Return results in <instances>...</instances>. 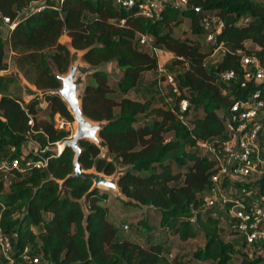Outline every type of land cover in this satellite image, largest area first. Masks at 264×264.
I'll return each instance as SVG.
<instances>
[{
	"label": "trees",
	"instance_id": "trees-1",
	"mask_svg": "<svg viewBox=\"0 0 264 264\" xmlns=\"http://www.w3.org/2000/svg\"><path fill=\"white\" fill-rule=\"evenodd\" d=\"M38 1L40 5L30 8ZM0 12L18 20L6 39L0 35V156L21 158L34 141L38 151L46 152L31 151L24 157L49 162L46 169L0 174V238L11 242L8 257L0 247V264H264V258L250 259L237 250L239 237L230 230L235 221L228 212L215 216V210H202L217 166L200 146H219L226 137L225 118L236 101L260 92L264 102V82H246L243 65L244 57H257L264 68V0H188L186 7L167 4L154 19L119 7L115 0H0ZM206 19L224 24L214 42L207 41ZM64 35L94 70L84 89L83 112L106 124L100 132L106 152L82 141L80 163L106 176L123 169L118 186L132 202L110 199L86 179H72L69 191H61L60 183L74 171L75 153L71 148L54 153L57 143L72 136L70 130L56 128V116L71 124L75 119L56 94L26 103L17 79L4 75L10 69V51L31 85L58 90L61 83L51 62L64 75L72 57L71 48L61 41ZM141 35L181 68L171 74L180 92L173 94V107L130 98L145 74L159 70L151 48L141 45ZM217 50L222 58L209 66L207 60ZM113 62L117 78L104 69ZM228 71L237 74V81L222 80ZM182 101L189 104L185 112ZM259 142L264 159V130ZM10 148L16 149L13 155ZM243 186L264 205V174ZM118 205L130 215L147 207L156 223L141 221L131 235L120 237L111 213ZM223 225L229 237L223 236ZM198 238L205 246L193 259L173 258L176 243Z\"/></svg>",
	"mask_w": 264,
	"mask_h": 264
},
{
	"label": "built area",
	"instance_id": "built-area-1",
	"mask_svg": "<svg viewBox=\"0 0 264 264\" xmlns=\"http://www.w3.org/2000/svg\"><path fill=\"white\" fill-rule=\"evenodd\" d=\"M33 3H35L34 6L41 4L39 1ZM115 3L125 9H135L138 16L154 19L167 4L186 7L188 0H115ZM17 22L18 20L13 21L0 12V24L7 26L10 30L17 27ZM204 23L206 29L210 30L207 41L214 42L217 34L224 28L223 22L212 23L206 19ZM140 43L148 45L154 54L160 51L153 46L152 40L147 36L141 35ZM243 65L246 82L256 84L264 82V68L257 57H244ZM158 71L160 79L164 75V82L172 88L173 94L179 96L175 77L167 73L164 68ZM222 80L225 83H233L237 81V74L234 71L225 72L222 74ZM246 82L242 87H246ZM259 97L260 92H256L248 100L236 101L231 106L230 114L225 118L226 137L218 147L200 143L206 155H209L217 166V173L212 177L211 191L204 199L202 210H215V216L220 212H228L235 221L230 227L231 232H235L248 246L264 243L263 202L246 203L244 200L237 199V195L241 193L251 194L243 185L250 183L255 175H260L264 167L263 149L259 142L260 133L264 130V102L260 101ZM188 106L187 101H182L181 111H187ZM67 124L71 123L66 122L59 115L56 116V128L66 129ZM29 125H33V120L29 122ZM60 144L57 143V149L53 150L57 155L63 152ZM9 152L13 155L16 149L10 148ZM37 152L44 154L46 150H37ZM48 163L45 158L32 160L24 156L21 158L0 156V174H7L13 170L24 173L30 168L46 169ZM0 247L1 252L8 257L11 242L1 237Z\"/></svg>",
	"mask_w": 264,
	"mask_h": 264
},
{
	"label": "rangeland",
	"instance_id": "rangeland-1",
	"mask_svg": "<svg viewBox=\"0 0 264 264\" xmlns=\"http://www.w3.org/2000/svg\"><path fill=\"white\" fill-rule=\"evenodd\" d=\"M56 2H59V0H57ZM35 3H32L30 5V8L32 6H34ZM29 8V9H30ZM185 29H187V26H185ZM9 28L7 26H4L2 24H0V35L6 39L8 37V34H9ZM62 43L67 45L69 48H71V51L73 52V54H76L75 56V59H74V64H76L77 60H79V57H78V54H83L82 52L80 53H76V50H74L72 47H71V41L70 39L64 35L61 39ZM222 55H223V52L222 50H217L215 52V54L213 56H211L208 60H207V64L209 66H212V65H215L217 62H219L222 58ZM156 58L158 59V61H160V58L162 57V59H166L167 58V62H169V60L171 59L170 55L166 52H164L163 50H160L157 54H155ZM7 61L9 62L10 64V69L8 72H6L4 75L6 76H13V77H16L20 87L22 88V97L24 99V101L26 103H29L30 100L27 98V95H25L24 93V90H23V83L24 82H28L25 77L23 76V74L17 69V66L13 60V54L8 51V54H7ZM51 66L54 70V72L60 76V77H66V74L62 75L60 74L55 65L51 62ZM106 69L112 73H114V77H116V75H118L116 72V63H110L108 64L107 66H105ZM70 68H71V64H70ZM164 69L166 70V72L170 73V74H176V73H179L181 71V68L177 67V66H172L171 65V62H169L167 65H165ZM70 70V69H69ZM152 73V76L151 79H149V81L145 82L147 85L144 86L143 83L140 85V88H136L134 89L131 94H130V97L132 98H136V99H140L141 97L139 96V90L140 92L142 91V88H146L149 89L150 87L153 89H151V92L149 91V94H147L145 96L144 99H152L154 104L155 105H161L162 102H166L167 103V106L168 107H173L174 106V101H175V96L173 95L172 93V88L167 85L164 80L162 81V85L159 87L158 85V82L157 81H154V78H158V74L155 73V72H151ZM143 80V79H142ZM156 80V79H155ZM154 81L153 85L151 84L152 82ZM142 82V81H141ZM29 83V82H28ZM82 83H83V86H82V89L83 91H81V96L83 95L84 93V89L86 87V81H85V77L83 76L82 77ZM30 84V83H29ZM151 84V85H150ZM31 85V84H30ZM33 86V85H32ZM34 87V86H33ZM138 89V90H137ZM137 91V92H136ZM139 93V94H138ZM263 114H264V111H263ZM66 129L67 130H70L72 132V136L70 137L69 140H72L74 138V135L76 133V130H77V126H76V122H74L73 124H67L66 126ZM64 144V143H63ZM63 144H60L61 146H63ZM53 150L54 149H57V146H54L52 148ZM37 150H39V144L34 142V141H30L28 143V145L24 148V156H27L31 151H34V152H37ZM102 151L104 152V149H102ZM87 172H90V173H96L97 171L95 169H92V170H89ZM124 170L123 169H118L115 174H113L112 176H106L104 175L103 173H100L102 176H104L106 179H109V180H116L117 176L119 174H123ZM99 173V172H98ZM264 174V167L262 169V173L259 175H255L250 184H255L257 182V180H259V178L261 176H263ZM120 175V176H121ZM118 181V180H117ZM99 189L102 191V192H106L108 193L110 199H117V200H121L119 197H118V193L117 191H114L112 188H108L106 186H100ZM250 195H244V196H241L240 199L241 200H246L247 198H251L253 199V201H261V199H258L257 196H253V194L251 193V196L249 197ZM125 198V197H124ZM263 200V199H262ZM83 203V210L86 214H88V207H87V204L86 202L82 201ZM121 205L119 206H116L115 208H113L111 210V213H112V218L115 222V225L118 229V235L120 237H123V236H127V235H131L132 233V227L133 226H137L139 222L141 221H149L152 225H154L156 223H154V221L152 220V214L149 212V210L147 209V207H143L142 210L140 211H137L135 214H123L121 212V209H120ZM126 226L128 228H126ZM222 234L223 236L225 237H229L228 236V229L227 227H225L223 225V228H222ZM171 241H174L173 240V237H171L170 239ZM237 243V250L238 251H241L243 252L244 254H246L248 256V258L250 259H254V258H257V257H262L264 258V243H259V244H255L254 246H248V245H243L244 244V241L241 240L240 238H237L236 241ZM205 246V241L202 240L201 238H198L196 240H189L188 242L186 243H176L175 244V247L172 248V253L173 254V258L176 257V256H179L181 258H184V260H189V259H193V254L195 253V251H197L198 249H201Z\"/></svg>",
	"mask_w": 264,
	"mask_h": 264
},
{
	"label": "water",
	"instance_id": "water-1",
	"mask_svg": "<svg viewBox=\"0 0 264 264\" xmlns=\"http://www.w3.org/2000/svg\"><path fill=\"white\" fill-rule=\"evenodd\" d=\"M76 53H80L76 51ZM83 53V52H82ZM84 54V53H83ZM83 54H78L79 60H77L76 64L73 65L76 54H73L71 57V68L67 72L66 77H60L55 72V75L59 79L61 83V88L58 90H38L36 87H33L28 82L23 83V90L27 98L32 101L36 98H44L47 94H56L61 97V99L66 103L70 112L72 113L77 130L72 140H68L63 144V151L65 149L71 148L75 153L74 158V171L73 173L64 181L61 182V191L68 192L67 184L72 179H86L91 180L94 183L93 189H96L100 186H106L108 188H112L114 191H117L118 197L124 202H132L133 200L127 198L123 193L121 188L118 186V179L121 174H119L116 180H109L102 176L100 173H90L84 169V167L80 163V157L83 152L81 147L82 141H88L97 145L101 150L106 149V143L100 138V132L106 125L101 122H94L88 117L85 116L82 107V97L81 91H83L82 86V77L92 71V68H84L80 66V61L83 59ZM13 77V76H11ZM16 78V77H14ZM125 197V198H124ZM81 200L80 204L83 207ZM84 211V210H83ZM86 214V213H85Z\"/></svg>",
	"mask_w": 264,
	"mask_h": 264
},
{
	"label": "crops",
	"instance_id": "crops-1",
	"mask_svg": "<svg viewBox=\"0 0 264 264\" xmlns=\"http://www.w3.org/2000/svg\"><path fill=\"white\" fill-rule=\"evenodd\" d=\"M171 57V56H170ZM168 60H167V58L165 59H162V57L160 58V61H159V70H161L162 68H164L165 67V65L168 63L167 62ZM80 66L81 67H84V68H87V69H89V68H91V66H89L88 64H86L85 62H83V59H81V61H80ZM104 69L105 70H107L106 69V67H104ZM93 71L94 70H92V71H90V72H88V73H86L85 75H84V77H85V81H86V84L89 82V76L93 73ZM108 71V70H107ZM108 72H110V71H108ZM155 72V71H154ZM110 73H112V72H110ZM115 73H117V74H119V72H118V70H116V72ZM155 73H157L158 74V78H154V81H157L158 82V85H159V87L162 85V80L160 79V77H159V71H157V72H155ZM114 74V73H113ZM151 77H153L152 76V73H147V74H145L144 76H143V80H141L142 82H140V84H139V86L137 87L138 89L140 88V85L143 83V85L144 86H146L147 84L145 83V82H147V81H149V79H151ZM156 79V80H155ZM154 81L151 83L152 85H153V83H154ZM150 84V85H151ZM137 89V90H138ZM151 89H153V87L151 88H149V89H147L146 90V88L144 89V88H142V91L140 92V90H139V93H141V94H139V96L141 97L140 99H136V98H131L132 100H135V101H140V102H144L145 100H148V99H144L145 98V96L147 95V94H149V91L151 92ZM137 92V91H136ZM150 100H152V99H150ZM153 101V100H152ZM106 149H107V147H106ZM106 149H104V152H106Z\"/></svg>",
	"mask_w": 264,
	"mask_h": 264
},
{
	"label": "bare ground",
	"instance_id": "bare-ground-1",
	"mask_svg": "<svg viewBox=\"0 0 264 264\" xmlns=\"http://www.w3.org/2000/svg\"><path fill=\"white\" fill-rule=\"evenodd\" d=\"M61 149H63V147Z\"/></svg>",
	"mask_w": 264,
	"mask_h": 264
}]
</instances>
